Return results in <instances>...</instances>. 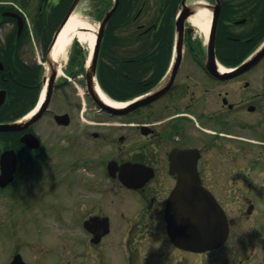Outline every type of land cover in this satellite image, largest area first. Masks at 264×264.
Segmentation results:
<instances>
[{"label":"flooded vegetation","instance_id":"obj_1","mask_svg":"<svg viewBox=\"0 0 264 264\" xmlns=\"http://www.w3.org/2000/svg\"><path fill=\"white\" fill-rule=\"evenodd\" d=\"M85 1L97 26L107 16L96 79L103 61L113 100H143L124 112L93 101L76 38L52 57ZM91 108L110 117L108 134L64 130ZM178 183L219 204L217 247L170 241ZM0 205V234L50 235L78 264H137L155 225L179 264H264V0H0Z\"/></svg>","mask_w":264,"mask_h":264},{"label":"water","instance_id":"obj_2","mask_svg":"<svg viewBox=\"0 0 264 264\" xmlns=\"http://www.w3.org/2000/svg\"><path fill=\"white\" fill-rule=\"evenodd\" d=\"M107 16L101 22L89 63L86 68L87 91L95 104L107 112H124L131 106L141 103L135 101L129 105L115 107L105 103L99 96L94 83L96 60ZM65 22L60 26V32ZM66 120L65 115H60ZM66 122V121H65ZM34 138L33 135H28ZM12 177V170L7 173V181ZM166 231L171 242L180 248L192 251H204L220 245L226 232L221 208L212 195L203 187L178 183L170 192L165 207ZM10 264H26L19 253L15 254Z\"/></svg>","mask_w":264,"mask_h":264},{"label":"rangeland","instance_id":"obj_3","mask_svg":"<svg viewBox=\"0 0 264 264\" xmlns=\"http://www.w3.org/2000/svg\"><path fill=\"white\" fill-rule=\"evenodd\" d=\"M89 7L88 1H85L77 14L91 17L88 12ZM90 17L88 19L91 22H96L94 19L95 17ZM85 53H87V50ZM85 110H87V108ZM90 110L91 112L88 115L84 114L83 118L74 113V120L67 128H64V130H66L68 134H79V132L83 130H95L99 134H108L110 131L108 124L111 121L110 117L104 113H99L97 111L93 112V108ZM93 121H100L102 125L99 127L93 126ZM3 210H7V208H3L0 205V217H2L1 212ZM69 212H71V210ZM50 224L52 226L49 225V227L52 228L51 232L53 233L51 237L59 240L63 239L65 235L57 234L60 230L56 229V223L50 220ZM20 227L22 226H17L16 229ZM27 228L29 231H32V223L28 224ZM24 233V231L18 229L16 234H0V258L3 257L2 259H4L2 262L9 258V253L16 250L20 252L25 262L29 264H78V260H76L75 256L65 251V248H67L66 244L54 245L52 246L53 248H50V246H48L49 241H51L50 235H36L33 233L25 235ZM74 233H76V230H74ZM71 237L75 240L76 235ZM74 243L76 244V241H74ZM138 244L140 245L141 252L138 250L137 264H179L177 263L173 251L169 249V241L162 239L156 225L153 226V232L150 236ZM73 248L75 249V247ZM68 260L70 263H68ZM193 261L194 262L191 264H205V257L203 259L196 257ZM215 264L220 263L217 262Z\"/></svg>","mask_w":264,"mask_h":264},{"label":"bare ground","instance_id":"obj_4","mask_svg":"<svg viewBox=\"0 0 264 264\" xmlns=\"http://www.w3.org/2000/svg\"><path fill=\"white\" fill-rule=\"evenodd\" d=\"M88 16L78 15L77 12L73 13L66 24L63 26L57 40L52 48V57L54 59L65 60L66 52L69 44L72 39H77L83 46L86 53V62L89 60L93 44L95 41V30L97 28L96 22H91ZM193 22L196 25H200L203 31L208 29V23L200 22L196 18H193ZM96 90L100 98L107 104L112 106H123L124 102L116 101L110 98L99 86L96 87Z\"/></svg>","mask_w":264,"mask_h":264},{"label":"trees","instance_id":"obj_5","mask_svg":"<svg viewBox=\"0 0 264 264\" xmlns=\"http://www.w3.org/2000/svg\"><path fill=\"white\" fill-rule=\"evenodd\" d=\"M101 67H102L101 71L98 72L99 84L104 91H106L108 94H112L113 91H112L111 85H110L112 74L109 73L107 63L102 61ZM133 93H137V91H135Z\"/></svg>","mask_w":264,"mask_h":264}]
</instances>
